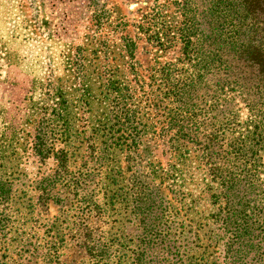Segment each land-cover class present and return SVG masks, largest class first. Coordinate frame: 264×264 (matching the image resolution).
Instances as JSON below:
<instances>
[{
  "label": "rangeland",
  "instance_id": "1",
  "mask_svg": "<svg viewBox=\"0 0 264 264\" xmlns=\"http://www.w3.org/2000/svg\"><path fill=\"white\" fill-rule=\"evenodd\" d=\"M153 2L0 0V151L9 182L5 190L9 201L0 209L5 215L0 225V264H100V241H104L107 227L100 218V210L96 209L97 204L90 211L81 208L79 203L62 206L59 200L42 198L40 189L63 192L64 186L39 183L55 174L72 179L74 173L90 169L94 180L87 189L96 193L100 190V165L96 161L101 155V140L95 137V121L91 118L96 116L100 121L107 115L101 103L107 83L100 73L116 61L126 73L124 82L132 94L128 107L137 118L122 136L129 133L131 137V128L147 130V134L139 137L137 147L120 152L118 159L129 173L131 184H144L150 204L154 203L151 208L155 217L162 223L173 220L165 213L166 203L162 201L170 193L166 184L161 187L158 177L165 176L174 154L170 136L164 130L167 110L160 94L152 87L151 77L159 63L175 62L180 54L179 49L162 53L138 33L136 26L143 15L150 13ZM118 18L124 26H118ZM100 39L109 48L101 54ZM130 39L136 44L134 56L130 58L127 53L123 57L122 47ZM110 51L113 53L108 58L105 53ZM60 82L64 84L71 123L68 129L55 130L54 137L47 142L50 150L41 147L44 155L41 156L37 152L39 133L49 113L54 86ZM238 95L241 96L238 99H245ZM255 103L258 107L252 113L256 114L253 118L243 107L238 112L234 110L236 115L231 111L216 115L217 121H231L230 142L243 134L242 141L255 146L246 154L249 165L238 172L243 183L235 189V197L228 205L233 212L240 210L242 201L246 215L243 223L240 225V220L229 217V225L223 226L226 216H217L220 204L211 201L205 193L212 177L202 160L195 162V178L188 180L189 191L194 195L189 211L213 218L208 229L213 232L212 241L216 242L215 253L220 264H264V150L261 148L264 146V90L256 95ZM236 116L239 122L235 121ZM252 119H257L259 132L251 130L260 137L245 131ZM99 126L96 123L97 131L101 130ZM58 158L68 160L64 170ZM14 172L15 178L11 179L9 176ZM138 224L129 231L141 233L137 230ZM49 228L54 238L47 237ZM239 228L243 234L241 240L236 238ZM239 249L243 251L242 263L235 259ZM228 251L230 256L225 258ZM47 253L49 260H45ZM122 253L117 245L110 250L112 259Z\"/></svg>",
  "mask_w": 264,
  "mask_h": 264
},
{
  "label": "trees",
  "instance_id": "2",
  "mask_svg": "<svg viewBox=\"0 0 264 264\" xmlns=\"http://www.w3.org/2000/svg\"><path fill=\"white\" fill-rule=\"evenodd\" d=\"M152 5L150 13L143 15L136 26L138 33L160 52L179 49L180 54L175 62L159 63L151 77L152 87L160 94L167 110L164 130L170 136L174 154L165 176L158 177L161 187L166 184L170 193L162 201L166 203L165 213L173 220L162 223L155 217L151 208L154 203L150 204L144 184H131L129 173L118 159L120 152H127L132 146L136 148L139 137L147 134V130L131 128V137L129 133L122 136L137 118L128 107L132 94L124 82V68L117 61L100 73L107 83L101 102L107 115L100 121L99 117L91 118L95 121V137L101 140V155L96 161L100 165V190L96 193L87 189L94 180V173L89 169V172L74 173L72 179L60 174L44 178L39 185H63L64 191L49 193L41 188V197L60 201L62 206L79 203L89 211L97 204L96 209L100 210V218L107 227L104 241H100V264H220L215 253L216 242L212 241L213 232L208 229L213 218L189 211L194 195L189 191L188 180L195 178V162L202 160L212 177L205 193L211 201L220 204L217 216H226L223 226L229 225V217L240 220V225L243 223L246 215L242 201L240 210L231 212L228 205L235 197V189L243 183L239 173L244 165L247 164L245 168L249 165L246 154L255 146L242 141L243 134L230 142L231 121H217L216 115L238 112L243 107L251 112L252 118L256 117L252 114L258 107L255 98L264 90V0H154ZM117 22L118 26H124L120 18ZM103 42L100 39V54L109 50ZM122 49L123 57L128 53L132 58L135 41L126 40ZM112 53L105 56L110 58ZM132 67L134 74L135 67ZM63 85L60 82L54 86L49 113L42 123L37 142L41 156H44L41 147L50 150L47 142L54 137L55 130L68 129L71 123ZM238 94L245 99H238L241 97ZM202 117L204 120L200 121ZM235 121H240L239 116ZM98 122L99 131L96 130ZM257 124V119L250 120L245 131L257 132ZM256 132L253 136L260 137ZM261 148L264 150V146ZM57 162L61 170L68 164L63 158ZM4 167L0 151V209L9 201ZM14 176L15 172L9 177ZM3 215L4 210L0 213V225L4 222ZM137 224L141 233H131L129 229ZM46 235L55 237L51 228L46 229ZM242 236L239 228L236 238L241 240ZM116 245L123 253L120 257L113 256V260L110 250ZM47 259L49 253L45 255ZM235 259L244 260L242 249L237 251Z\"/></svg>",
  "mask_w": 264,
  "mask_h": 264
}]
</instances>
